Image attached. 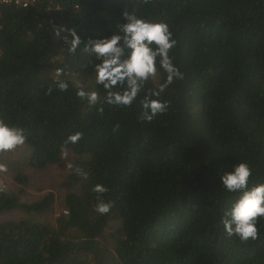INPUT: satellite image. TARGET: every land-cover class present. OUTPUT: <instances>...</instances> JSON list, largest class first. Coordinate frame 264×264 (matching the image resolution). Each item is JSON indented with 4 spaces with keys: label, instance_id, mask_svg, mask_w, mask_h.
I'll use <instances>...</instances> for the list:
<instances>
[{
    "label": "trees",
    "instance_id": "obj_1",
    "mask_svg": "<svg viewBox=\"0 0 264 264\" xmlns=\"http://www.w3.org/2000/svg\"><path fill=\"white\" fill-rule=\"evenodd\" d=\"M124 9L167 22L177 41L172 54L183 79L162 93L168 110L151 122L138 119L139 100L119 108L88 105L64 76H93L83 44L116 31ZM60 28L65 31L57 37ZM72 31L82 41L75 53L63 40ZM58 68L63 72L57 78ZM57 79L68 82L66 91L55 87ZM163 79L158 75L146 87ZM81 85L103 98L102 87ZM0 115L27 130L29 169L59 165L67 150L75 155L69 178L75 187L54 222H0V264H101L108 255L114 264H264V218H258L255 240L229 236L220 219L238 193L226 191L219 178L246 161L249 186L264 183V0L0 6ZM75 132L81 139L65 144ZM77 166L88 179L76 174ZM10 168L20 189L2 184L0 216L52 211L53 193L21 200L30 178L20 164ZM96 184L108 188L102 196L112 204L107 214L95 210Z\"/></svg>",
    "mask_w": 264,
    "mask_h": 264
},
{
    "label": "clouds",
    "instance_id": "obj_2",
    "mask_svg": "<svg viewBox=\"0 0 264 264\" xmlns=\"http://www.w3.org/2000/svg\"><path fill=\"white\" fill-rule=\"evenodd\" d=\"M122 22L109 35L89 37L83 44V51L92 58L91 68L95 84L104 91L101 99L95 89L86 90L78 81L75 83L76 95L86 99L88 105H108L113 107H129L139 100L141 108L138 119L151 122L158 115L168 110L169 102L161 99L162 93L172 84L174 79H183V73L175 65L172 54L177 45L174 34L167 22L153 21L138 15L136 11L124 9L121 12ZM65 29L60 28L54 33L57 37ZM70 37V39H69ZM68 51L75 53L80 47L81 37L75 31L64 36ZM63 69H56L57 77ZM163 74L164 79L157 87L148 88L149 81ZM55 87L66 91L69 87L65 80L57 79ZM49 93L52 91L50 86ZM103 106L97 111L103 112ZM82 137L81 132L70 134L65 144H75ZM27 130L14 123L7 116L0 115V153L12 152L25 144ZM72 168V165H68ZM8 165L0 162V172H6ZM75 172L83 179L89 173L79 166ZM252 168L248 162L234 164L230 170L220 175L221 186L230 193H238L237 199L231 204L220 223L229 236L236 235L241 242L258 236V218H264V183L249 186ZM6 191L0 185V192ZM97 194L95 210L99 214H107L112 204L102 196L108 188L102 184L93 186Z\"/></svg>",
    "mask_w": 264,
    "mask_h": 264
},
{
    "label": "rangeland",
    "instance_id": "obj_3",
    "mask_svg": "<svg viewBox=\"0 0 264 264\" xmlns=\"http://www.w3.org/2000/svg\"><path fill=\"white\" fill-rule=\"evenodd\" d=\"M57 77L56 73H53ZM62 76V75H60ZM59 76V77H60ZM68 79L78 81L80 84H84L86 87L93 88L95 81L93 76H85L83 74H75L73 71H69L64 75ZM58 78V77H57ZM0 159L3 163L8 165V170L6 172H0V185L5 184L6 188L11 191L17 192L20 186L14 181V174L11 167V163L20 164L24 173H26L30 180L25 191L19 193L21 200L24 202H34L44 198L47 194L53 193L55 195L56 201L55 205L48 214H29L23 211H13L8 212L0 216V222L6 220H19V219H32L42 222H54L56 218L61 214L63 208V201L65 196L69 191L74 190V185L70 181V175L72 173V168H69L68 165L73 166V161L75 155L71 151H65L62 156V162L59 165L51 166L44 171H35L29 169L26 166V161L29 159V151L25 145L18 147L12 152L0 153ZM116 226L113 224L108 229V236L114 232ZM105 244V243H104ZM103 244V245H104ZM111 249V248H110ZM111 256L108 255L103 259L101 264H114L111 263ZM91 264H98L96 261L92 260Z\"/></svg>",
    "mask_w": 264,
    "mask_h": 264
},
{
    "label": "built area",
    "instance_id": "obj_4",
    "mask_svg": "<svg viewBox=\"0 0 264 264\" xmlns=\"http://www.w3.org/2000/svg\"><path fill=\"white\" fill-rule=\"evenodd\" d=\"M40 0H0V6L14 5L23 8H29L37 4Z\"/></svg>",
    "mask_w": 264,
    "mask_h": 264
}]
</instances>
